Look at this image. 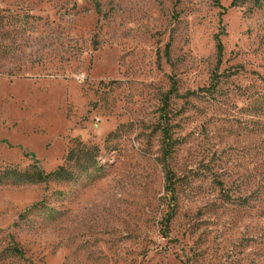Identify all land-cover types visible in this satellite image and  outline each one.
Returning <instances> with one entry per match:
<instances>
[{
  "label": "rangeland",
  "instance_id": "rangeland-1",
  "mask_svg": "<svg viewBox=\"0 0 264 264\" xmlns=\"http://www.w3.org/2000/svg\"><path fill=\"white\" fill-rule=\"evenodd\" d=\"M0 264H264V0H0Z\"/></svg>",
  "mask_w": 264,
  "mask_h": 264
},
{
  "label": "trees",
  "instance_id": "trees-1",
  "mask_svg": "<svg viewBox=\"0 0 264 264\" xmlns=\"http://www.w3.org/2000/svg\"><path fill=\"white\" fill-rule=\"evenodd\" d=\"M234 5H235V2H233L231 4V6H234ZM221 8L226 9L224 6H221ZM217 41H218L217 42V50H218V53L221 54L223 52V44H222V40L220 38V35H218ZM33 158L35 159V156H33ZM15 172L16 171H13V170H7V171L5 170V171H3V175L5 177V176H7V175H9L11 173L14 174ZM57 173H58V171H55L53 173H45V171L40 168V169H38V171H36V174H35L34 177H35V179H38V180H41V181H48L50 179H53V176L55 174L57 175ZM21 178H22V176H21ZM169 178L171 179V182H172V172L171 171H169ZM13 181H15V180H13ZM169 221H170V217L167 216L165 218V222H164V225H165L166 228H168Z\"/></svg>",
  "mask_w": 264,
  "mask_h": 264
}]
</instances>
